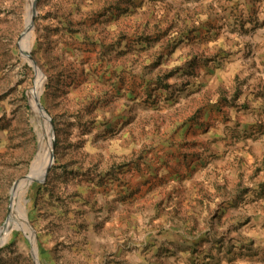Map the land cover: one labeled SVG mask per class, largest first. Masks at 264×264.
Instances as JSON below:
<instances>
[{"label":"rangeland","instance_id":"1","mask_svg":"<svg viewBox=\"0 0 264 264\" xmlns=\"http://www.w3.org/2000/svg\"><path fill=\"white\" fill-rule=\"evenodd\" d=\"M29 2L0 0V228L36 99L54 161L0 264H264V0Z\"/></svg>","mask_w":264,"mask_h":264},{"label":"bare ground","instance_id":"2","mask_svg":"<svg viewBox=\"0 0 264 264\" xmlns=\"http://www.w3.org/2000/svg\"><path fill=\"white\" fill-rule=\"evenodd\" d=\"M29 7L31 9V14L29 13V29L31 30L32 22H34V16L36 13V9L33 11L34 0H30ZM36 4V2H35ZM35 7V6H34ZM32 12H33V20H32ZM30 32H28L29 34ZM33 62V61H32ZM34 64V62H33ZM36 66V65H35ZM38 93L35 98H37ZM35 100V99H34ZM36 99V105H37ZM45 119L48 120L46 113H44ZM49 121V120H48ZM50 123V122H49ZM51 127V123H50ZM47 127L46 130L38 129V137L40 142L39 151L35 162L33 163L30 174L18 181V183L12 189V204H11V216L9 221L4 227L0 228V244L8 240L10 235L13 232L14 227L17 224H21L25 230H27L34 237V229L32 228L23 205V198L26 195L28 189L31 184L36 180H40L44 178L49 171L50 167L53 163V155H54V135L52 134V127ZM32 237V241L34 242V238Z\"/></svg>","mask_w":264,"mask_h":264},{"label":"water","instance_id":"3","mask_svg":"<svg viewBox=\"0 0 264 264\" xmlns=\"http://www.w3.org/2000/svg\"><path fill=\"white\" fill-rule=\"evenodd\" d=\"M29 58L31 59V56L29 55ZM32 61V59H31ZM39 101V100H38ZM38 107H39V110L41 111V113H46L47 117H48V120L49 122L51 123V127H52V130H53V126H52V119L50 118V116L47 114V112L45 111V109L42 107V105L40 104V102H38ZM54 133V131H53ZM55 137V135H54ZM53 160H54V155H53ZM31 235V233H29ZM8 240H6L5 242H3L2 244H0V248L3 247L5 245V243L7 242ZM35 255L37 256V251H35ZM39 264V263H37Z\"/></svg>","mask_w":264,"mask_h":264}]
</instances>
